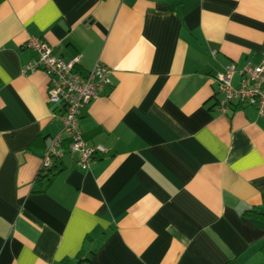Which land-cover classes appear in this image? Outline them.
<instances>
[{"label":"crops","instance_id":"crops-1","mask_svg":"<svg viewBox=\"0 0 264 264\" xmlns=\"http://www.w3.org/2000/svg\"><path fill=\"white\" fill-rule=\"evenodd\" d=\"M30 35L97 61L81 108L90 167L63 137ZM264 58V0H0V264H264V114L217 109L215 75ZM235 74L233 82L238 81ZM50 178V179H49Z\"/></svg>","mask_w":264,"mask_h":264},{"label":"built area","instance_id":"built-area-1","mask_svg":"<svg viewBox=\"0 0 264 264\" xmlns=\"http://www.w3.org/2000/svg\"><path fill=\"white\" fill-rule=\"evenodd\" d=\"M26 46L35 56L23 67L25 74L42 70L48 77V101L55 104L63 127L52 139L42 156L40 171H46L58 155L62 138L68 140L69 149L77 156V165L82 169L90 167L97 155L106 148L101 144H89L81 136L78 124L81 108L91 102L100 90L112 84V68L102 62H95L85 72L75 68L77 58L64 59L56 55L48 42L37 35H30ZM239 78L233 82L235 74ZM222 97L217 109L228 112L237 105L253 106L259 115L264 114V58L257 64L246 62L238 67L235 62L227 63L214 77Z\"/></svg>","mask_w":264,"mask_h":264},{"label":"trees","instance_id":"trees-1","mask_svg":"<svg viewBox=\"0 0 264 264\" xmlns=\"http://www.w3.org/2000/svg\"><path fill=\"white\" fill-rule=\"evenodd\" d=\"M54 173H55L54 168L51 165L49 168H47L46 173L44 175L45 177H48L49 174H54ZM243 215L264 221V211H259L254 208H249V209L244 210ZM261 251L264 253V245H262Z\"/></svg>","mask_w":264,"mask_h":264}]
</instances>
